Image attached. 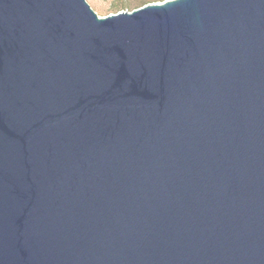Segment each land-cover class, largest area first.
Returning <instances> with one entry per match:
<instances>
[{
    "label": "water",
    "instance_id": "water-1",
    "mask_svg": "<svg viewBox=\"0 0 264 264\" xmlns=\"http://www.w3.org/2000/svg\"><path fill=\"white\" fill-rule=\"evenodd\" d=\"M0 264H264V0H0Z\"/></svg>",
    "mask_w": 264,
    "mask_h": 264
},
{
    "label": "rangeland",
    "instance_id": "rangeland-1",
    "mask_svg": "<svg viewBox=\"0 0 264 264\" xmlns=\"http://www.w3.org/2000/svg\"><path fill=\"white\" fill-rule=\"evenodd\" d=\"M164 1V0H163ZM151 0H87L90 6L104 17L120 11H132L149 3L163 2Z\"/></svg>",
    "mask_w": 264,
    "mask_h": 264
},
{
    "label": "trees",
    "instance_id": "trees-1",
    "mask_svg": "<svg viewBox=\"0 0 264 264\" xmlns=\"http://www.w3.org/2000/svg\"><path fill=\"white\" fill-rule=\"evenodd\" d=\"M153 1H163V0H151V2H153ZM165 1V0H164Z\"/></svg>",
    "mask_w": 264,
    "mask_h": 264
}]
</instances>
